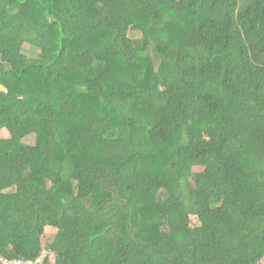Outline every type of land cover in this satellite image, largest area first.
<instances>
[{"label": "trees", "instance_id": "obj_1", "mask_svg": "<svg viewBox=\"0 0 264 264\" xmlns=\"http://www.w3.org/2000/svg\"><path fill=\"white\" fill-rule=\"evenodd\" d=\"M0 50L1 255L264 264V0H0Z\"/></svg>", "mask_w": 264, "mask_h": 264}, {"label": "rangeland", "instance_id": "obj_2", "mask_svg": "<svg viewBox=\"0 0 264 264\" xmlns=\"http://www.w3.org/2000/svg\"><path fill=\"white\" fill-rule=\"evenodd\" d=\"M133 37H134V39L139 41L142 39V34H141V32L138 31L133 35ZM149 49L152 52V54L156 57L157 62H159L158 56H156L157 50H156L155 45H151L149 47ZM25 50H27L28 56H32L31 54H29V51H30L29 48H26ZM0 89H3V88L1 87ZM0 137L1 138H9L10 134L8 133V131L2 130V131H0ZM24 142L28 145H35L36 135L32 134V135L27 136L24 139ZM199 224H200V221H199L198 217L195 215L192 216V226H197ZM46 228H47V230H46L45 235L43 237V242H44V246H49L50 243L53 241L55 234L57 233V229L53 228L51 226H47Z\"/></svg>", "mask_w": 264, "mask_h": 264}, {"label": "built area", "instance_id": "obj_3", "mask_svg": "<svg viewBox=\"0 0 264 264\" xmlns=\"http://www.w3.org/2000/svg\"><path fill=\"white\" fill-rule=\"evenodd\" d=\"M2 64H3V55L0 50V75H1ZM45 260H48L52 264H56L55 253L47 248H44L41 255L35 260L12 259L0 254V264H43Z\"/></svg>", "mask_w": 264, "mask_h": 264}, {"label": "crops", "instance_id": "obj_4", "mask_svg": "<svg viewBox=\"0 0 264 264\" xmlns=\"http://www.w3.org/2000/svg\"><path fill=\"white\" fill-rule=\"evenodd\" d=\"M46 230H47V228H46ZM55 236H56V234H55ZM55 236H54V237H55ZM53 239H54V238H53ZM43 243H44V242H43Z\"/></svg>", "mask_w": 264, "mask_h": 264}]
</instances>
